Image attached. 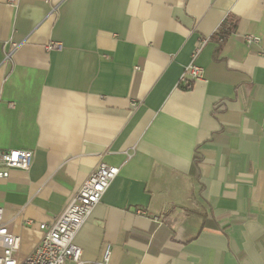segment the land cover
Returning a JSON list of instances; mask_svg holds the SVG:
<instances>
[{
  "label": "crops",
  "instance_id": "0c3cea01",
  "mask_svg": "<svg viewBox=\"0 0 264 264\" xmlns=\"http://www.w3.org/2000/svg\"><path fill=\"white\" fill-rule=\"evenodd\" d=\"M14 149L33 152L0 180L19 259L105 163L119 171L75 237L85 264L107 248L110 264H264V0H0Z\"/></svg>",
  "mask_w": 264,
  "mask_h": 264
},
{
  "label": "built area",
  "instance_id": "2783aa9c",
  "mask_svg": "<svg viewBox=\"0 0 264 264\" xmlns=\"http://www.w3.org/2000/svg\"><path fill=\"white\" fill-rule=\"evenodd\" d=\"M15 4V0H7ZM247 46L257 44L259 39L246 35ZM60 45L49 44L46 49L57 50ZM202 79V69L192 61L181 77L180 84L190 90ZM33 152L25 149L0 151V180L7 179L13 170L27 172L32 163ZM118 168L98 163L88 175L79 190L71 196L62 212L48 225L40 224L41 239L33 251L24 259L17 256L19 238L11 234L3 222L0 208V264H85L82 250L75 243V237L99 204L105 192L118 174ZM138 215H145L137 210ZM98 264H110V250L107 248Z\"/></svg>",
  "mask_w": 264,
  "mask_h": 264
},
{
  "label": "trees",
  "instance_id": "16d2710c",
  "mask_svg": "<svg viewBox=\"0 0 264 264\" xmlns=\"http://www.w3.org/2000/svg\"><path fill=\"white\" fill-rule=\"evenodd\" d=\"M235 21L229 20L227 24H225L222 29L217 33V35L213 36V39L219 40L227 37L229 33H231L234 29Z\"/></svg>",
  "mask_w": 264,
  "mask_h": 264
}]
</instances>
